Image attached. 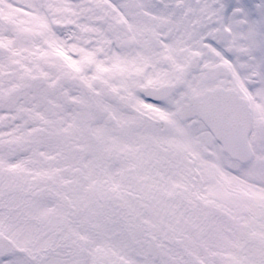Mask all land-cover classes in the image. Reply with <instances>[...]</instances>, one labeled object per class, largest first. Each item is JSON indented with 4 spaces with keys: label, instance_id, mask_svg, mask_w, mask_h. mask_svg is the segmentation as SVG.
<instances>
[{
    "label": "snow or ice",
    "instance_id": "6c2138e0",
    "mask_svg": "<svg viewBox=\"0 0 264 264\" xmlns=\"http://www.w3.org/2000/svg\"><path fill=\"white\" fill-rule=\"evenodd\" d=\"M0 264H264V0H0Z\"/></svg>",
    "mask_w": 264,
    "mask_h": 264
}]
</instances>
